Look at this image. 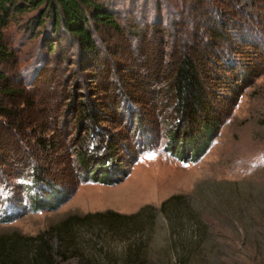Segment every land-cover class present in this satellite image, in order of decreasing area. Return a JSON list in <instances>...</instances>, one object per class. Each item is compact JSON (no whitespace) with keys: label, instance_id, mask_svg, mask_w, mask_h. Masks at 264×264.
Here are the masks:
<instances>
[{"label":"rangeland","instance_id":"374dc122","mask_svg":"<svg viewBox=\"0 0 264 264\" xmlns=\"http://www.w3.org/2000/svg\"><path fill=\"white\" fill-rule=\"evenodd\" d=\"M96 1L114 25H88L92 51L46 21L29 29L36 10L1 28L0 236L42 234L54 264H264V0ZM185 54L220 121L194 159L166 135ZM107 147L121 168L91 179ZM36 166L48 184L32 182ZM50 185L65 196L44 197Z\"/></svg>","mask_w":264,"mask_h":264},{"label":"trees","instance_id":"16d2710c","mask_svg":"<svg viewBox=\"0 0 264 264\" xmlns=\"http://www.w3.org/2000/svg\"><path fill=\"white\" fill-rule=\"evenodd\" d=\"M29 9L36 10L27 19L26 24L29 29L43 25L46 21L48 33L52 34L61 29L75 36L80 42L81 48L86 51H92L93 43L88 29L90 23L101 21L107 25H114L108 7L96 0H0V61L7 60L10 54L2 40L1 28L14 14ZM32 31L34 34L37 33L35 30ZM219 34H221L219 31L215 32V36ZM46 46L48 51L54 48V44L51 42H47ZM235 71H233L234 75L236 74ZM0 77L3 75L0 74ZM170 92L174 101L175 125L167 130L166 135L171 145V151L177 157L197 158L209 144L220 121L218 120L217 103L213 101V93L210 92L204 75L198 70L196 63L186 54L176 64L170 82ZM83 103V108L92 114L93 108H87ZM136 124L138 125V123ZM150 131L151 129L140 126L136 133H142L144 137L150 138ZM83 146L75 151V158L77 164L86 169L87 162L91 160L85 154L86 151L85 148H82ZM126 151L130 152L129 150ZM104 154L108 157L103 155L97 157L93 161L92 168L88 170L87 175L91 179L107 182L110 181L112 174L114 175L120 170L119 162L111 149L107 147ZM96 169L97 171H95ZM43 172L41 167L33 168L30 174L32 182L40 181L48 184L49 180ZM50 186V192L43 195L44 197L51 196L49 199L56 202L58 198L61 199L65 196L62 192L58 193L54 186ZM43 196L39 197L37 194L31 196L30 207L35 208L39 205L38 203L44 198ZM177 197H179L177 194L168 196L161 201V206ZM109 213L116 216L121 215L113 211ZM55 231L60 230L56 229ZM21 239H25L23 242L28 246V249L30 248L25 254L18 250L20 243H22ZM27 240L30 245L26 242ZM0 264H54V262L50 253V246L42 234L35 236H15L14 234L8 237L0 236Z\"/></svg>","mask_w":264,"mask_h":264}]
</instances>
